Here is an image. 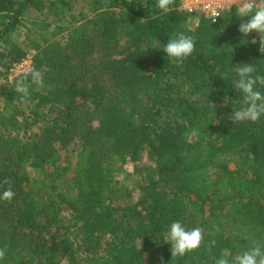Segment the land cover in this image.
<instances>
[{"label": "trees", "instance_id": "obj_1", "mask_svg": "<svg viewBox=\"0 0 264 264\" xmlns=\"http://www.w3.org/2000/svg\"><path fill=\"white\" fill-rule=\"evenodd\" d=\"M73 3L0 0V78L28 50L27 73L41 74L27 76V102L15 87L26 73L0 86V194L14 193L0 199V264H214L221 249L264 247V115L231 120L245 107L231 68L264 76L258 34L238 31L248 18L232 8L190 27L179 0L167 12L156 0ZM180 32L195 50L176 63L163 47ZM129 163L141 190L115 205ZM174 221L203 229L198 249L171 257Z\"/></svg>", "mask_w": 264, "mask_h": 264}, {"label": "clouds", "instance_id": "obj_2", "mask_svg": "<svg viewBox=\"0 0 264 264\" xmlns=\"http://www.w3.org/2000/svg\"><path fill=\"white\" fill-rule=\"evenodd\" d=\"M175 3V0H156V7L161 12H167ZM218 16L219 13H214ZM238 17H247L246 21L239 24L238 31L243 36H248L255 32L259 36V51L264 53V0H241L237 10ZM256 44L257 40L244 41V43ZM195 50L194 38L185 35L183 32L175 34L163 47V53L176 63H181L189 57ZM238 79L235 81V88L243 95L245 107L232 113L233 123L250 121L256 122L264 115V93L257 89V85L264 87V76L253 75L256 72L254 65L237 64L231 68ZM31 75L34 82H40L39 71L33 70L16 82V89L22 94L21 99L27 102L29 99L28 86L25 83L27 76ZM226 72L222 75V80L228 79ZM251 157V153L249 154ZM5 183L7 181H4ZM14 193L11 188H7L0 194V199L11 201ZM215 235L214 232L209 233ZM204 242V231L200 227L186 229L181 222L174 221L168 228L165 243L170 244L171 257H182L186 253L198 249ZM216 246V241L210 240L206 247L209 251ZM231 253L228 249H221L220 257L214 264H264V247L260 243L253 241L252 245L242 253L230 259ZM5 250L0 249V260L4 259Z\"/></svg>", "mask_w": 264, "mask_h": 264}, {"label": "built area", "instance_id": "obj_3", "mask_svg": "<svg viewBox=\"0 0 264 264\" xmlns=\"http://www.w3.org/2000/svg\"><path fill=\"white\" fill-rule=\"evenodd\" d=\"M240 3L241 0H179L178 7L182 12L192 15L194 19L201 15L215 22L224 11L232 8L238 10ZM217 12L219 15H214ZM34 54V50H28L21 61L14 63L8 69L6 76L1 78L2 82H11L14 77L27 73L32 68Z\"/></svg>", "mask_w": 264, "mask_h": 264}, {"label": "rangeland", "instance_id": "obj_4", "mask_svg": "<svg viewBox=\"0 0 264 264\" xmlns=\"http://www.w3.org/2000/svg\"><path fill=\"white\" fill-rule=\"evenodd\" d=\"M85 0H73V5L75 7V10L79 11L82 8V5L84 4ZM198 20L197 19H190L189 20V25L190 27H194L197 24ZM23 30H18L16 32V37L20 40H22L23 38ZM2 80L0 78V86H2ZM1 104V102H0ZM74 154H72V156L70 157V160L72 161V163H74L75 161V156H73ZM63 164L68 163L67 161H69V157H67L66 153L63 152ZM230 168L232 169H236L237 170V166H236V162H231L230 163ZM125 173H121L119 176L120 181H122V184H124V186L128 189L129 194L128 195H121L120 199L118 202L114 203L115 205H122V206H126L128 201L133 200L134 198H136L137 196H139L140 193V186L138 185L137 182V178L138 175L136 174V166H134L132 163H129L125 166ZM36 177L40 178L42 177L41 173H35L34 174ZM55 179H53L52 181H54ZM57 184H59L61 187H65L66 188V184L62 181L61 178H57L56 181ZM217 213H221L222 210L220 208H218L217 210H215Z\"/></svg>", "mask_w": 264, "mask_h": 264}]
</instances>
